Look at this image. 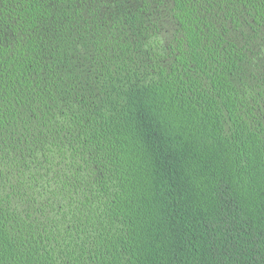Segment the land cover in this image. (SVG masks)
<instances>
[{
  "label": "trees",
  "instance_id": "obj_1",
  "mask_svg": "<svg viewBox=\"0 0 264 264\" xmlns=\"http://www.w3.org/2000/svg\"><path fill=\"white\" fill-rule=\"evenodd\" d=\"M0 264H264V0H0Z\"/></svg>",
  "mask_w": 264,
  "mask_h": 264
}]
</instances>
